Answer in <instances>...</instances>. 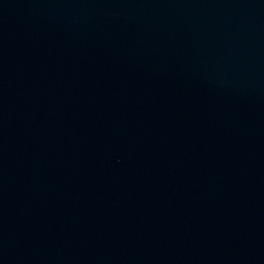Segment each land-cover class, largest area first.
Instances as JSON below:
<instances>
[{"label": "water", "instance_id": "95a60500", "mask_svg": "<svg viewBox=\"0 0 264 264\" xmlns=\"http://www.w3.org/2000/svg\"><path fill=\"white\" fill-rule=\"evenodd\" d=\"M0 264H264V0H0Z\"/></svg>", "mask_w": 264, "mask_h": 264}]
</instances>
